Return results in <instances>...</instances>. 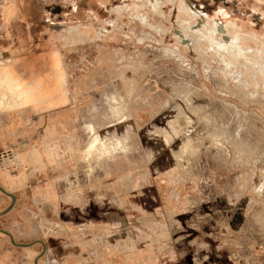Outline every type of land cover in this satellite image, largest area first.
Returning <instances> with one entry per match:
<instances>
[{
    "label": "rangeland",
    "instance_id": "obj_1",
    "mask_svg": "<svg viewBox=\"0 0 264 264\" xmlns=\"http://www.w3.org/2000/svg\"><path fill=\"white\" fill-rule=\"evenodd\" d=\"M0 184V264H264V1L0 0Z\"/></svg>",
    "mask_w": 264,
    "mask_h": 264
},
{
    "label": "bare ground",
    "instance_id": "obj_2",
    "mask_svg": "<svg viewBox=\"0 0 264 264\" xmlns=\"http://www.w3.org/2000/svg\"><path fill=\"white\" fill-rule=\"evenodd\" d=\"M264 1V0H263ZM234 27H236L238 29V25H235L233 24ZM230 26V25H228ZM227 29V27L223 26L221 24H217L215 26V28L212 29V31H210V33L208 34V36H204V33L202 31H196L195 34H197V32L199 33H203V35H201L199 37L202 38V41L199 40L198 41V45L199 47L201 48L202 45L204 46V44H206L208 42V40L215 44L217 41H216V36H219L222 38V40L220 41L219 43V48H223V50H225L226 54L228 55V57H230L231 59H233L235 62L237 61H240V60H243L245 59L247 62L250 63V66H246L248 70H256V63L253 62L251 59L256 57V58H259V56L256 54V52L254 50L252 51H248V49H251L249 48L250 47V44L249 46H246L247 44H243L242 43V40L244 38H249V39H253L257 42L258 40V35L257 34H254L251 32H249L250 34H247V33H243V31L240 29H236L234 35H232L230 33V30L228 29L227 32H225V30ZM242 29V28H241ZM207 33V32H206ZM207 41V42H206ZM227 42V45L224 46L223 43L221 42ZM206 42V43H205ZM225 44V43H224ZM223 46V47H222ZM217 47V46H216ZM259 47V46H258ZM263 47H261L262 49ZM216 49V48H215ZM206 50V49H205ZM259 50V49H258ZM210 51V50H209ZM260 51V50H259ZM262 51V50H261ZM213 55V54H212ZM217 55V54H216ZM214 56V55H213ZM219 56V55H218ZM225 56V55H224ZM223 56V57H224ZM221 57V56H220ZM226 57V56H225ZM262 58V57H261ZM232 62V61H231ZM230 62V63H231ZM261 68V67H260ZM262 69V68H261ZM262 71V70H260ZM258 72V71H257ZM263 72V71H262ZM121 100V99H120ZM117 97H114L113 98V102L116 104V106H114V111L115 113L120 116L121 113L123 112V104H122V101H120ZM112 101V100H111ZM123 116V114H122ZM121 117V116H120ZM92 130L94 131V127L92 128ZM174 130V129H173ZM177 133V132H176ZM94 135H96L94 133ZM176 137V136H175ZM94 141L90 144V146L88 147L87 149V154H86V158L88 159V161H91V160H94L96 159L97 157L101 159H106L108 157L111 156V151L112 152H115L117 150H123L125 151L127 149V145L123 144V140L121 141L120 139H115V140H112L110 142L111 139H103L100 137L99 134H97L96 137H94ZM169 140V139H168ZM167 141V140H166ZM170 141V140H169ZM168 141V142H169ZM186 144V143H185ZM188 144V143H187ZM189 146V145H188ZM264 220V219H263Z\"/></svg>",
    "mask_w": 264,
    "mask_h": 264
},
{
    "label": "water",
    "instance_id": "obj_3",
    "mask_svg": "<svg viewBox=\"0 0 264 264\" xmlns=\"http://www.w3.org/2000/svg\"><path fill=\"white\" fill-rule=\"evenodd\" d=\"M0 191L3 192V193H5L6 195H9V196L12 198V201H11L10 205H9L4 211L0 212V215H1V214H4V213L10 211V210L14 207V205H15V203H16V196H15L13 193H11L10 191L6 190L1 184H0ZM0 231L3 232V233L8 234V235L10 236V238H11V241H12L13 244H15V245H19V246H28V245H29V244H26V243H17V242L14 240V237H13L12 233H10V232L7 231V230H4V229H1V228H0ZM40 241H41L42 243H44L42 240H40ZM44 244H45V243H44ZM45 250H46V245H45V249H44V251H43L42 253H44ZM35 264H38V259L35 260Z\"/></svg>",
    "mask_w": 264,
    "mask_h": 264
}]
</instances>
